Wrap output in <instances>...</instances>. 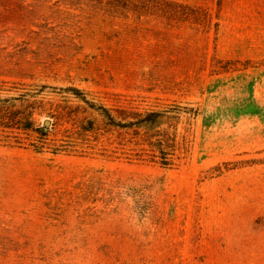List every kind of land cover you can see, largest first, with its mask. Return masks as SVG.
Listing matches in <instances>:
<instances>
[{
	"label": "rangeland",
	"instance_id": "374dc122",
	"mask_svg": "<svg viewBox=\"0 0 264 264\" xmlns=\"http://www.w3.org/2000/svg\"><path fill=\"white\" fill-rule=\"evenodd\" d=\"M163 1L197 15L0 0V96L22 85L192 110L171 169L0 132V264H264V0Z\"/></svg>",
	"mask_w": 264,
	"mask_h": 264
},
{
	"label": "trees",
	"instance_id": "16d2710c",
	"mask_svg": "<svg viewBox=\"0 0 264 264\" xmlns=\"http://www.w3.org/2000/svg\"><path fill=\"white\" fill-rule=\"evenodd\" d=\"M65 1L70 8L83 6L109 18L154 16L183 21L197 15L195 8L163 0ZM30 88L16 85V98L0 96V132L18 129L30 137L34 132L36 136L28 141L38 152L124 158L165 169L184 163L181 141L185 138L179 129L184 115L192 110L172 104L148 109L110 106L77 90ZM35 114L50 119L51 126H36Z\"/></svg>",
	"mask_w": 264,
	"mask_h": 264
},
{
	"label": "water",
	"instance_id": "95a60500",
	"mask_svg": "<svg viewBox=\"0 0 264 264\" xmlns=\"http://www.w3.org/2000/svg\"><path fill=\"white\" fill-rule=\"evenodd\" d=\"M44 126L45 127H50L51 126V120L50 119H46L44 122Z\"/></svg>",
	"mask_w": 264,
	"mask_h": 264
}]
</instances>
